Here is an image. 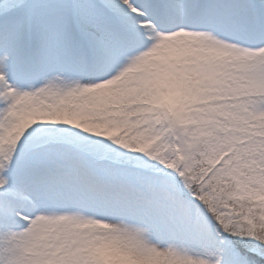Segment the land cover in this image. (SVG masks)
<instances>
[{
    "label": "snow or ice",
    "instance_id": "obj_1",
    "mask_svg": "<svg viewBox=\"0 0 264 264\" xmlns=\"http://www.w3.org/2000/svg\"><path fill=\"white\" fill-rule=\"evenodd\" d=\"M0 264H264V0H0Z\"/></svg>",
    "mask_w": 264,
    "mask_h": 264
}]
</instances>
